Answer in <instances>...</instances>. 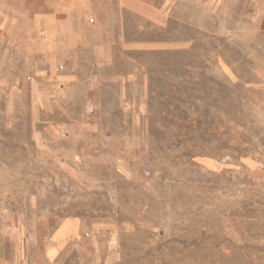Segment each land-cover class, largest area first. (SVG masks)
<instances>
[{"label": "rangeland", "instance_id": "obj_1", "mask_svg": "<svg viewBox=\"0 0 264 264\" xmlns=\"http://www.w3.org/2000/svg\"><path fill=\"white\" fill-rule=\"evenodd\" d=\"M196 2L121 43L86 28L111 56L79 89L66 63L0 75V245L78 218L96 264H264V20Z\"/></svg>", "mask_w": 264, "mask_h": 264}, {"label": "crops", "instance_id": "obj_2", "mask_svg": "<svg viewBox=\"0 0 264 264\" xmlns=\"http://www.w3.org/2000/svg\"><path fill=\"white\" fill-rule=\"evenodd\" d=\"M184 4L190 5L188 10L200 7L196 0H0V75L16 74L21 66L23 74L40 66L56 71L66 63L68 75L62 82L81 88L78 76L83 59L100 65L111 56L110 46L92 42L83 33L86 28L102 35L114 28L115 42L121 43L131 20L146 21L148 26L152 21L163 24L171 19V12L175 20H181ZM253 5L255 20H264V0H254ZM93 85L88 84L89 90ZM86 228L82 220L68 218L46 237L34 230L32 239H27L17 229L0 245L4 248L0 264H96L101 249L95 239L81 242ZM109 241L106 246L111 253L115 244L114 239Z\"/></svg>", "mask_w": 264, "mask_h": 264}, {"label": "built area", "instance_id": "obj_3", "mask_svg": "<svg viewBox=\"0 0 264 264\" xmlns=\"http://www.w3.org/2000/svg\"><path fill=\"white\" fill-rule=\"evenodd\" d=\"M93 21H94V20H92L91 22H93ZM59 69H64V67H63V66H60Z\"/></svg>", "mask_w": 264, "mask_h": 264}]
</instances>
